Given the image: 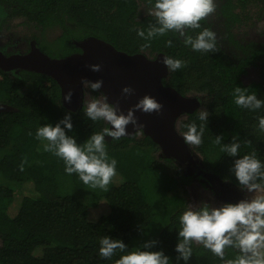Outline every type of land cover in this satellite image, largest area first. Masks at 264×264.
Wrapping results in <instances>:
<instances>
[{
    "label": "trees",
    "instance_id": "1",
    "mask_svg": "<svg viewBox=\"0 0 264 264\" xmlns=\"http://www.w3.org/2000/svg\"><path fill=\"white\" fill-rule=\"evenodd\" d=\"M154 3L0 0V31L10 19H21L38 31L31 40L51 58L81 52L77 43L94 37L128 54L143 53L150 58L164 54L186 61V67L169 71L163 83L181 95L198 98L209 117L207 122L200 121L198 110L179 120L177 131L182 136L187 124L195 122L198 130L205 124L202 143L188 145L197 159L194 167L180 165L189 166L194 176L210 174L239 187L230 171L235 159L255 152L264 164V132L258 128L264 107L256 111L239 108L232 93L235 87L247 88L249 94L254 91L264 101V40L241 37L238 30L264 18V0H216V12L201 21L200 29L188 30L192 36L205 27L216 32L220 50L215 53L195 52L173 32L155 37L150 47L142 48L146 41L134 29L147 32L149 24L155 22L149 14ZM51 32L53 38L47 41L45 34ZM168 40L171 47L166 46ZM49 44L60 50H49ZM252 67L257 69L258 78L245 83L243 76ZM99 96L83 87L81 106L72 111L64 106L61 89L53 78L25 69H0V264H115L127 253L101 258L99 240L103 236L122 240L128 251H163L170 264H177L178 217L187 208L182 195H169L180 181L165 173L163 166L178 161L165 156L143 133L119 140L105 137L108 156L117 161V175L105 192L85 185L76 174H66L63 161L45 152V142L36 139L39 127L55 126L68 112L72 113L73 129H65L66 135L78 144L110 128L105 121L93 122L83 113V103ZM217 136H223L221 145L215 143ZM233 137L241 143L235 158L221 150ZM245 140L251 143L246 145ZM261 188L264 195V185ZM100 202L107 210L91 219V208ZM10 205L15 207L14 213L8 212ZM153 240L158 241L156 247H141ZM192 249L188 264H223L202 245L194 243ZM236 254V250L226 249V258Z\"/></svg>",
    "mask_w": 264,
    "mask_h": 264
},
{
    "label": "clouds",
    "instance_id": "2",
    "mask_svg": "<svg viewBox=\"0 0 264 264\" xmlns=\"http://www.w3.org/2000/svg\"><path fill=\"white\" fill-rule=\"evenodd\" d=\"M152 5V0H148ZM217 9L216 0H155L149 14L154 16L155 22L149 24L147 32L134 29L137 35L146 41L142 48L150 47V41L157 36H164L169 32L178 33L185 46H190L195 52H219L217 33L210 28H203L197 35L188 34V30L195 31L201 28V21L207 20ZM166 46L171 47L172 41L168 40ZM162 63L167 70L175 72L187 66V62L165 56ZM92 72H100V65H89ZM83 87L91 92L100 93L99 98L91 97L83 103V113L95 121H105L111 126L105 127L102 132L93 133L83 144H78L76 139L66 135L72 131V113L68 112L55 126L46 124L36 131V139L45 142L43 150L52 153L63 161L65 173L76 174L79 179L92 189L99 188L108 191V186L117 175V161L110 159L107 152L105 137L119 140L128 136L126 129L132 125L135 134L143 131V125L138 123L135 112L146 114L161 113L162 105L153 97L145 95L125 115L120 108L119 100L114 104L100 90L103 80L90 82L82 80ZM247 88L235 87L232 93L237 107L256 111L264 107V101L257 98L256 92L249 94ZM134 95V89H122V97ZM73 92L69 90L64 101L71 103ZM209 114L203 110L199 120L207 122ZM183 133L186 145L199 146L205 124L198 126L195 122L185 126ZM258 128L264 132V116L258 117ZM31 135V133H29ZM134 134V135H135ZM223 136L215 137V143L221 145ZM245 140L244 144H250ZM241 143L236 137L230 144H223L221 150L229 157H239ZM20 170L23 171V164ZM238 181L241 191L255 193L264 185V164L257 158L256 153L239 157L234 160L230 169ZM178 243L175 251L178 253L177 264L180 260L188 264L193 255L192 245H202L218 257L223 264H264V195L254 196L239 201L236 204L226 203L220 207H213L203 203L199 207L188 206L179 217ZM158 241H148L141 247L151 249L156 247ZM99 256L111 259L117 252L127 253L115 260V264H170V258L163 251H148L135 248L128 251L122 240H115L103 236L99 240ZM226 249H234L237 254L233 258H226Z\"/></svg>",
    "mask_w": 264,
    "mask_h": 264
},
{
    "label": "water",
    "instance_id": "3",
    "mask_svg": "<svg viewBox=\"0 0 264 264\" xmlns=\"http://www.w3.org/2000/svg\"><path fill=\"white\" fill-rule=\"evenodd\" d=\"M77 46L81 52L63 58H51L33 43L25 54L6 56L0 51V69H25L53 78L63 98L69 90L73 92L71 103L63 99L64 106L72 111L82 103V80H103L100 91L107 96L110 104L119 100L125 115L145 95L151 96L163 107L159 114L135 112L138 123L144 126L142 133L158 144L165 156L179 163L195 165L197 159L177 131V124L182 116L198 111L201 101L193 96L181 95L173 87L164 85L163 80L169 74L162 63L166 55L158 54L150 58L143 53L128 54L94 37L78 42ZM89 65H100L101 71L92 72ZM125 87L134 89V95L122 97ZM135 131L132 125L126 129L128 136L135 134Z\"/></svg>",
    "mask_w": 264,
    "mask_h": 264
},
{
    "label": "rangeland",
    "instance_id": "4",
    "mask_svg": "<svg viewBox=\"0 0 264 264\" xmlns=\"http://www.w3.org/2000/svg\"><path fill=\"white\" fill-rule=\"evenodd\" d=\"M142 12H145V10L142 9ZM146 12H148V10H146ZM1 31L0 43L12 44L17 47L16 50L19 52L27 51L28 42L34 36L38 35L37 30H35L31 25L24 24L23 21L18 18L10 19ZM238 32H240L241 37L264 40V18L255 23L250 22V25L246 27H240ZM45 35V39L47 41L53 38V32L48 34L46 33ZM49 48L52 51L60 50V48L53 46V44H49L48 49ZM51 56L53 57V54ZM257 78L258 71L256 68L252 67L244 74L243 81L245 83H250ZM200 96L202 97L203 95ZM199 110L203 111L205 109L200 107ZM158 155L159 153H157V156ZM163 167L165 173H168L173 177L175 176L180 181V185L174 186L169 192V195H182L185 199L186 208L188 206L199 207L203 203L210 204L213 207H220L226 203L236 204L243 199L252 198L254 196L262 195L263 193L262 188L255 193H247L246 191H241L239 187L230 186L225 182L215 179L214 177L210 178L209 176H204L205 174L203 175L199 173L194 176L189 166L185 164L180 165L178 162H173L172 165H164ZM181 176L185 178L181 179ZM2 182V179H0V184ZM5 185L6 184H4V186ZM80 198L84 199L81 196ZM99 204L100 205H96L91 208V219H97L101 213H104L107 210L106 206L102 202ZM14 210L15 207L10 205L8 212L14 213Z\"/></svg>",
    "mask_w": 264,
    "mask_h": 264
},
{
    "label": "flooded vegetation",
    "instance_id": "5",
    "mask_svg": "<svg viewBox=\"0 0 264 264\" xmlns=\"http://www.w3.org/2000/svg\"><path fill=\"white\" fill-rule=\"evenodd\" d=\"M6 24H7V23L3 24V27H4ZM1 26H2V25H1ZM1 32H2V31H1ZM32 43L35 44L33 40H30V41L28 42V50L25 51V52H23L22 50H20V51H22V52H19L18 50H16L17 47H15V46L12 45V44H9V43H3V44H1V43H0V51H1L4 55H6V56H9V55H12V54H25V53L29 52ZM189 165H190V164H189ZM191 166H193V165H191ZM193 167H194V166H193ZM197 173H199V172H197ZM201 174H205V173H201ZM204 176H209L210 178L213 177L212 175H204Z\"/></svg>",
    "mask_w": 264,
    "mask_h": 264
}]
</instances>
